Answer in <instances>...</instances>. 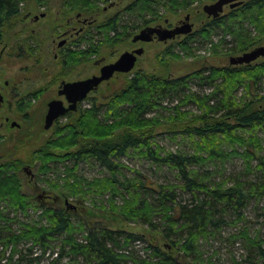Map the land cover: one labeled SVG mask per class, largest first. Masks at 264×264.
I'll use <instances>...</instances> for the list:
<instances>
[{"label": "trees", "instance_id": "obj_1", "mask_svg": "<svg viewBox=\"0 0 264 264\" xmlns=\"http://www.w3.org/2000/svg\"><path fill=\"white\" fill-rule=\"evenodd\" d=\"M25 1L0 0V40ZM110 1L64 0V8L66 14L91 13ZM195 3L203 0H136L96 26V32L89 31L83 39L88 48L79 54L85 60L105 44L124 41L139 26L159 23L167 13L176 14ZM226 18L212 19L178 45L186 50L187 41L217 27L236 38L230 54H244L264 42V0H250ZM246 21L254 33L245 28ZM97 35L101 40H95ZM169 51L164 55L173 56ZM69 60L75 64L83 59L75 55ZM109 98L107 104L93 103L87 110L67 114L69 121L55 126L29 162L40 164L39 181L50 192L82 202L95 194L93 188L99 196L109 193V211L163 232L177 255L149 245L148 257L132 258L127 247L141 237L89 220L76 223L65 208L36 204L38 220L17 223L8 211L27 216L32 208L14 173L23 164L18 159L0 162V264H59L65 258L76 264H184L181 256L198 260L201 239L215 235L225 224L246 221L251 205L264 202V143L257 134L264 130V61L205 66L176 78L139 71ZM191 105L197 112L188 108ZM162 123L173 128L180 125L178 133L168 134L189 140L190 147L182 143L177 150H166L160 146L154 131ZM131 153L174 172L178 185L151 182L141 174L129 176L123 160ZM233 157L243 160L250 179L238 175L217 183L210 179L211 172L201 171L212 161ZM83 164L97 165L106 175L89 180L80 174ZM117 200L122 206L114 204ZM98 204L107 210L104 201L95 200L92 205ZM14 223L20 225L18 229H13ZM243 235L254 255L248 262L256 264L258 259L264 264L262 242Z\"/></svg>", "mask_w": 264, "mask_h": 264}, {"label": "rangeland", "instance_id": "obj_2", "mask_svg": "<svg viewBox=\"0 0 264 264\" xmlns=\"http://www.w3.org/2000/svg\"><path fill=\"white\" fill-rule=\"evenodd\" d=\"M60 1L62 2V0H26L21 7L22 11L20 15L6 24L3 37L0 40V53L4 47H7L4 54L5 62L0 65V83L3 84L4 81L8 80L11 84L10 93L6 94V103L0 112V122L9 116L11 122H17L21 125L20 128H12L10 124L1 128L0 125V162L18 159L23 161L21 168L14 171V173L21 180V191L32 202V208L28 210L27 216L10 210L8 212H10L12 218L16 217L17 223H20L38 220L37 215L39 212L36 211V204L65 208L67 212L73 214L74 218H76V223L80 219L89 220V222L100 223L104 227L124 230L135 234L137 237H143L142 239H135L127 247V251L132 255V258L148 257L151 251L149 245L160 246L165 251H173L172 254L177 255L175 250H171V243L164 237L163 232L129 222L119 214L109 211L112 204L110 203L111 196L109 193L99 196L93 188L95 194H90L87 200L82 202L73 198H66L62 193L50 192L39 181L40 175L38 170L40 164L29 162V160L33 152L52 136L56 125L64 126L69 121V119L64 117L53 128L45 129L48 103L58 98L57 91L60 82L63 79L73 81L91 77L100 70L99 67L94 66V62L97 59L105 58L106 63H111L127 51L131 52L136 48L144 49V53L138 57L133 71L115 75L109 81L102 83L96 91L92 92L82 102L79 112L91 108L93 103L107 104L110 99L109 96L115 93L124 85L126 80L133 77L139 71H144L151 75L157 74L176 78L190 74L205 66L228 65L232 56H240L243 53L230 54L228 50L232 47L233 43L235 44L236 38L233 35L227 34L228 31L222 27H217L214 30L209 29L203 37L196 35L195 38L187 41L188 48L186 50H183L178 44L187 40L189 35H181L177 39L168 40L167 42L133 43L132 38L134 35L145 28V25H141L134 32L132 30L131 35L124 41H120L114 46L105 44V46L100 48V52L93 55L90 54L85 60L83 55L79 54L81 52L77 51L79 48L68 49L70 58H74L76 55L78 60H83L75 64H73L72 60H69L68 65H61L55 62V53H52L51 42L53 39H56L57 42L63 40V32L71 34L75 30L74 26L79 27V25L71 21L78 11L66 14L67 9L61 8ZM134 1L136 0H123L119 5L106 11H104V8H107L109 3H100L98 9L91 13L82 12L85 17L89 19L97 18V20L90 28L86 29L84 35L81 36V43H78V46L85 47L87 50L88 46L83 40L86 34L89 31L96 32V26L124 10ZM216 1L203 0L202 4L195 3L176 14L167 13L165 19H169L168 24L177 25L181 20L185 19L187 14H191V22L194 23L192 34H194L206 28L207 24L212 20V17H209L203 11V7ZM248 1L250 0H240L242 2L240 6L242 7ZM61 9L63 12H61ZM231 10L229 6H226L222 17L226 16ZM44 13H46V17L34 23V18L36 16L40 17ZM28 15L30 16L28 17ZM161 23L166 26L164 20ZM244 24L246 29L254 33V27L249 22L246 21ZM156 25V22L150 24L153 27ZM32 30H35L36 33L33 36L31 35ZM77 39V37L72 36L69 41L73 42V46H75L74 44ZM95 40H101V38L97 35ZM260 46H264V42L253 47L251 50ZM215 47L217 48V52L215 51ZM72 50L76 51L70 52ZM68 51L65 52L67 53ZM168 51L173 56L164 55V52ZM177 56L179 57L177 58ZM262 61H264V57L257 59L255 63ZM194 88L199 91L204 90L197 87ZM14 90L15 96L12 95ZM188 108L193 112H197L196 108L192 105ZM162 114L164 115V113ZM154 115L159 116L158 114ZM160 117L162 118V116ZM176 130H180V125H175L173 128V124L162 123L154 131V135H157V143L166 150H177L182 143L190 147L188 145L189 140L179 137L174 138V136L171 137L169 135L170 132L178 133ZM257 134L262 138L264 143V130H260ZM123 163L125 164L124 171L129 176L141 174L151 182H170L178 185L179 180L176 178L174 172L166 167L152 164L141 158L138 153H131L128 157L124 158ZM24 168H28L31 173L28 174V172L24 171ZM206 170L212 173L210 179L217 183H220L225 178L238 177V175H244L247 179L252 177L251 174H246L243 160L239 157L230 158L227 161L225 160V162L221 160L218 162L212 161L201 169L204 173L207 172ZM31 174H33V178H31ZM80 174L89 180L106 175L103 169L92 164L81 165ZM45 193L47 196L44 195ZM186 197L188 198L187 195ZM95 200H98V203H100V200L104 201V207H107V210L101 208L100 204L95 208L92 205ZM119 201L117 200V203L114 204L122 206V202ZM251 206L253 208L246 211V221L225 224L220 230L215 232V235L211 234L209 237L201 239L198 243L199 254L197 256H199V261L195 257L181 256L184 264H251L248 260L254 257L253 251L250 250V247H248L242 237L244 236L243 234L247 233L252 238L257 237L264 245V202H256ZM14 224L13 229H18L20 225ZM76 232V236L81 238L79 231L77 230ZM59 264L76 263L65 258ZM256 264H261V262L258 263L257 259Z\"/></svg>", "mask_w": 264, "mask_h": 264}, {"label": "water", "instance_id": "obj_3", "mask_svg": "<svg viewBox=\"0 0 264 264\" xmlns=\"http://www.w3.org/2000/svg\"><path fill=\"white\" fill-rule=\"evenodd\" d=\"M240 3V0H217L213 4L205 5L203 11L209 17L216 19L221 16L226 5L230 4L233 8ZM192 29L193 25L189 23V16H186L184 24L177 26L174 29H167L162 26L146 27L134 36L133 41L151 42L154 38H157L159 41L167 42L168 40L174 39L176 36L191 34ZM143 53V48H139L134 52H125L116 62L104 65L101 68L99 76H93L75 82H63L59 88V95L66 96L69 107H66L62 100L55 99L49 102L48 112L45 117V129H50L57 119L65 116L70 111L76 110L79 102L84 101L88 94L96 90L102 82L109 81L113 78L115 73H130L133 71L138 61V57ZM263 57L264 46H260L251 51L245 52L240 56H232L229 63L231 65L251 64L257 59ZM2 103L3 96L0 94V106Z\"/></svg>", "mask_w": 264, "mask_h": 264}, {"label": "flooded vegetation", "instance_id": "obj_4", "mask_svg": "<svg viewBox=\"0 0 264 264\" xmlns=\"http://www.w3.org/2000/svg\"><path fill=\"white\" fill-rule=\"evenodd\" d=\"M123 0H111L110 2H108L109 3V6L107 7V8H104V11H106V10H108V9H112V8H114L115 6H117V5H119L120 4V2H122ZM61 2V1H60ZM107 3V4H108ZM133 3V2H132ZM103 4V3H102ZM242 4V2L239 4V5H237V6H235V7H231L230 6V4L229 5H226V6H229V8H230V10L231 9H233V10H235V9H237V8H240L241 5ZM60 6H61V8L63 9V7H64V0H62V2L60 3ZM225 6V7H226ZM225 7H224V9H225ZM62 9H61V12H63L62 11ZM232 11V10H231ZM230 11V12H231ZM121 12V11H120ZM224 12V11H223ZM223 12L221 13V16L220 17H218V18H226L227 17V15L230 13H228L226 16H224V17H222L223 16ZM119 13V12H118ZM117 13V14H118ZM116 14V15H117ZM30 15H28V17H29ZM115 16V15H114ZM187 16H189V23L190 24H192L193 25V28H194V23L193 22H191V14H187ZM43 17H46V13H44V14H41V16L40 17H38V16H36L35 18H34V23L35 22H38L39 21V19H41V18H43ZM26 19H27V17H25ZM186 18V17H185ZM218 18H216V19H218ZM212 19H214L213 17H212ZM97 20V18H91V19H89V18H87V17H85V15L82 13V12H80V11H78V13H77V15L75 16V17H72V20L71 21H73V22H76V24H78L79 25V27H77V26H74V29L75 30H73V32L71 33V34H69V32H63V40H61V41H59V42H57V40L55 39H53L52 40V42H51V47H52V53H55V62H58V63H60L61 65H63V64H67L68 65V60H69V57H70V54H69V51H68V49H74V48H79V50H77V51H79V52H83V51H85L86 50V48L84 47V48H82V47H79L78 46V43H81V36L82 35H84V33L86 32V29L87 28H90V26L95 22ZM184 21H185V19L184 20H181L180 22H179V24H177V25H172V24H168L169 23V19H165L164 20V23L166 24V26L163 24V23H161V22H159V23H156L157 25L156 26H154V27H159V26H162V27H164V28H167V29H174L175 27H177V26H181V25H183L184 24ZM147 27H153V26H147ZM146 28V27H145ZM192 31H193V29H192ZM36 33H35V30H32V36L33 35H35ZM192 34V33H191ZM136 35V34H135ZM134 35V36H135ZM72 36H75V37H77L78 39H77V41L75 42V46H73V42H70L69 40H70V38L72 37ZM181 35H179V36H176L174 39H177L178 37H180ZM134 38V37H133ZM133 38H132V41H133ZM174 39H172V40H174ZM153 41H159L157 38H154L151 42H153ZM142 41H138V42H134L133 41V43H141ZM160 42V41H159ZM6 48L7 47H4L3 49H2V51H1V53H0V65H2V64H4V62H5V59H4V54H5V51H6ZM137 49H139V48H136V49H133L131 52H134L135 50H137ZM65 51H68L67 53L65 52ZM74 51H76V50H72V51H70V52H74ZM127 52H130V51H127ZM63 54H66V55H63ZM118 60V59H117ZM116 60V61H117ZM116 61H114V62H116ZM114 62H111V63H114ZM111 63H106V59L105 58H99V59H97L95 62H94V66L95 67H99L100 68V70H99V72H96V73H94L91 77H93V76H99L100 75V71H101V68L104 66V65H107V64H111ZM118 74H125V73H115L114 74V76L115 75H118ZM113 76V77H114ZM0 77H1V73H0ZM91 77H88V78H91ZM88 78H86V79H88ZM80 80H85V79H77V80H73V81H67V80H62L61 82H60V86L63 84V82H75V81H80ZM104 82H106V81H104ZM104 82H102V83H104ZM101 83V84H102ZM101 84L99 85V87L101 86ZM10 81H4V83L3 84H1L0 83V94L3 96V103L1 104V106H0V112H1V110H2V108L4 107V105H5V98H6V94L7 93H10ZM60 86H59V88H60ZM98 87V88H99ZM59 88H58V91H57V95H58V98H56L57 100H62L63 102H64V105L66 106V107H69V103H68V101H67V99H66V96H64V95H62V96H60L59 95ZM94 91H96V90H94ZM94 91H92V92H94ZM92 92H90L89 94H88V96L86 97V99L89 97V95L92 93ZM13 96H15L16 94H15V90H14V93L12 94ZM85 99V100H86ZM53 100H55V99H53ZM84 100V101H85ZM52 101V100H51ZM50 101V102H51ZM84 101H82V102H84ZM82 102H79L78 103V105H77V109L76 110H74V111H70V112H68L67 114H69V113H74V112H77V111H79V107H80V105L82 104ZM49 104V103H48ZM47 112H48V109H47ZM66 114V115H67ZM47 115V114H46ZM65 115V116H66ZM65 116H63V117H61V118H64ZM0 118H1V115H0ZM61 118H59V119H57L55 122H54V124H53V126L51 127V128H53L55 125H56V123L57 122H59V120L61 119ZM7 124H10L11 125V127L12 128H20L21 127V125L20 124H18L17 122H11V118L8 116V117H6V119L4 120V121H1L0 122V125H1V128H4V127H6V125ZM50 128V129H51ZM24 171H26V172H28V174L29 173H31L30 171H29V169L28 168H24ZM31 178H33V174H31ZM44 195H46L47 196V194L45 193Z\"/></svg>", "mask_w": 264, "mask_h": 264}]
</instances>
